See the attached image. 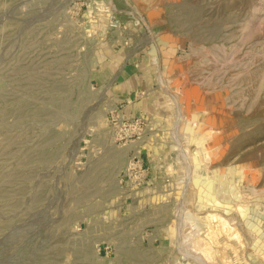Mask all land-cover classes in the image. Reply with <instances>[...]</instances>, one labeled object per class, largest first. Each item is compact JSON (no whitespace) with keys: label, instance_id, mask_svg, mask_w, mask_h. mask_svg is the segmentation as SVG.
<instances>
[{"label":"rangeland","instance_id":"rangeland-1","mask_svg":"<svg viewBox=\"0 0 264 264\" xmlns=\"http://www.w3.org/2000/svg\"><path fill=\"white\" fill-rule=\"evenodd\" d=\"M0 264H264V0H0Z\"/></svg>","mask_w":264,"mask_h":264}]
</instances>
